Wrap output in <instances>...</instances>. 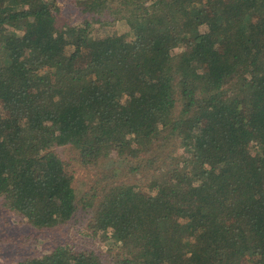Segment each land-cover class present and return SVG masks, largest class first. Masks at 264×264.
Wrapping results in <instances>:
<instances>
[{"label":"trees","instance_id":"obj_1","mask_svg":"<svg viewBox=\"0 0 264 264\" xmlns=\"http://www.w3.org/2000/svg\"><path fill=\"white\" fill-rule=\"evenodd\" d=\"M56 2L0 0V200L35 230L71 222L56 146L162 175L91 200L87 228L122 244L108 261L18 264H264V0Z\"/></svg>","mask_w":264,"mask_h":264},{"label":"rangeland","instance_id":"obj_2","mask_svg":"<svg viewBox=\"0 0 264 264\" xmlns=\"http://www.w3.org/2000/svg\"><path fill=\"white\" fill-rule=\"evenodd\" d=\"M69 3L70 0H57L55 8L58 10L63 8L64 14L69 13L71 10ZM73 17L78 18V10ZM115 31L120 33L116 27ZM67 50L69 51L70 48ZM53 149L74 174L75 188L83 203L78 205L76 216L68 224L56 229L40 231L32 228L26 221L20 220L5 207V202L0 200V264H18L25 258H39L58 247H67L76 252L92 251L104 262L108 261L114 252H122L117 248L122 244H118L112 251L113 241L108 236L93 233L87 228L91 200L96 201L110 184L135 185L145 193H153L148 186L150 180L155 178V173L162 175L158 165L155 168V164H152L153 161L131 160L129 163L120 158L116 152H111L110 157L102 160L97 167H87L81 164L79 154L70 146H56ZM159 166L166 172L164 166L161 164ZM145 187L148 189L145 190Z\"/></svg>","mask_w":264,"mask_h":264}]
</instances>
